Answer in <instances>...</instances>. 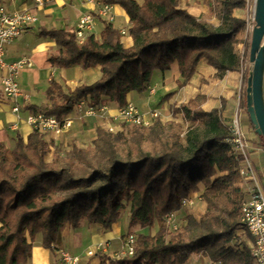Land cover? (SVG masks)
Listing matches in <instances>:
<instances>
[{
  "label": "trees",
  "instance_id": "trees-1",
  "mask_svg": "<svg viewBox=\"0 0 264 264\" xmlns=\"http://www.w3.org/2000/svg\"><path fill=\"white\" fill-rule=\"evenodd\" d=\"M100 1L124 9L132 44L124 46L120 31L105 20L99 37L89 33L81 41L74 29H41L59 47L48 58L51 65H99L101 76L67 91L51 79L46 95L61 102L29 105L32 111L61 119L81 99L90 105L106 100L124 106L129 92L144 91L155 71L165 74L174 62L178 87L189 81L201 58L219 79L240 68L235 47L246 21L233 11L244 8L245 0H219L217 25L210 16L188 12L180 0ZM207 3L212 13L213 3ZM202 101L197 95L172 108L188 123L184 129L178 122L159 119L126 131L99 128L91 148L74 146L51 161L45 158L47 141L36 130L26 138L16 130L11 150L0 142V264L25 263L37 235L44 248L54 250L63 229L76 228L82 219L109 229L127 207L128 229L157 222L158 230L138 233L132 255L102 256L108 264H185L191 254H202L211 264H251L248 244L236 235L245 194L228 142L231 133L221 118L224 103L221 99L220 107L205 111ZM240 108L246 111L243 96ZM199 183L204 186L205 212L188 216L172 232L163 217L178 209L181 198Z\"/></svg>",
  "mask_w": 264,
  "mask_h": 264
},
{
  "label": "crops",
  "instance_id": "crops-1",
  "mask_svg": "<svg viewBox=\"0 0 264 264\" xmlns=\"http://www.w3.org/2000/svg\"><path fill=\"white\" fill-rule=\"evenodd\" d=\"M139 4L143 0H136ZM213 3L212 13L208 5V0L203 3H196L195 0H180V6L195 16H210L208 20L212 22L215 19L216 3ZM100 0H51L43 6H37L34 11L38 20L24 33H32L29 37L26 35L21 40L18 38L12 44L6 47L5 59L7 61H15L20 58H28L34 66L33 60L37 61L35 69L20 78L19 84L24 94L33 99L26 102L27 109L21 111V115H25L27 110H31L29 105L41 106L48 103L46 89L49 86L51 79L58 82L63 88L73 90L77 86L90 84L101 76L100 66L82 68L75 64L70 67L53 66L48 61L49 56L56 55L59 48L55 41L50 37H45L40 34L41 29L62 28L74 29L80 16L92 14L93 22L89 33L96 37L100 36L103 29V20L99 15L94 13ZM0 4L9 9H17L23 6H28L26 0H0ZM35 4V3H34ZM36 6V5H35ZM246 7V5H245ZM244 7V8H245ZM244 8H237L233 11V15L242 19H246L243 14ZM111 12L113 20L111 23L119 31L124 30L121 35V41L124 46H130L132 39L128 34L130 26L129 19L124 9L118 4H111ZM240 48V43L235 47ZM215 68L209 65L204 58H201L196 65L195 72L189 81L181 86H177L180 75L176 62L172 63L170 69L165 73L155 71L152 74L151 81L147 88L142 92H129L127 94V103L133 104L140 112L146 113L149 111L158 112V119L162 122L173 120L174 116L180 113H173L172 108L177 107L181 103L187 102L189 99L197 95L203 96V101L200 107L209 111L213 108H218L223 100L224 107L221 111V118L224 124H228L239 108L240 127L244 133L245 139L249 142L252 157L254 159L257 170L258 181L264 191V143L255 132L248 118L246 120V111L243 112L240 108L242 96L245 98V85L243 84V72L240 70L227 71L223 78L215 77ZM54 74H58L61 80L55 79ZM150 88L154 91L151 92ZM39 98V99H38ZM103 104L108 106V115L105 118L85 117L82 120H75V123L90 121L102 122L105 125L110 122V115H114L118 108L116 103L103 101ZM32 111V110H31ZM16 119L11 112V104L9 100L0 91V132L3 128H9V123ZM175 119V118H174ZM21 134L26 136L32 131V128L20 121L18 129ZM15 130V131H16ZM241 187L245 184L240 183ZM204 189L202 183L198 184V189L192 194L196 195L194 204L191 206V214L198 218L206 210V203L201 198V193ZM183 211V210H182ZM182 211L179 217L183 218ZM129 207L120 213L117 222L113 223L111 228L103 229L98 223H89L85 220H80L76 228L66 226L56 242L57 248H64L74 255H80L84 264H108L107 260H102V256L116 257L123 247L122 235L129 230ZM136 234H154L158 230L157 222L152 226L140 227L138 225L131 228ZM101 246L100 254L96 256H87V249H93L96 246ZM22 264H63L56 250L44 248L41 243V236L37 235L35 241L32 242L31 253L28 260ZM185 264H211L210 260L202 254H191Z\"/></svg>",
  "mask_w": 264,
  "mask_h": 264
},
{
  "label": "built area",
  "instance_id": "built-area-1",
  "mask_svg": "<svg viewBox=\"0 0 264 264\" xmlns=\"http://www.w3.org/2000/svg\"><path fill=\"white\" fill-rule=\"evenodd\" d=\"M36 6H43L51 0H33ZM256 0H245L246 8L250 13L245 19L246 25L244 29V37L248 34L251 36L254 24V10ZM94 13L99 15L105 21L113 20L111 12V4L98 3ZM93 15L88 13L79 17L74 28L76 37L79 41L83 40L89 34ZM38 20L37 14L29 6H23L17 9H9L0 4V91L9 100L11 104V112L16 119L9 123L12 130L18 129V125L22 120L28 124L32 130L41 133L44 138L47 136H59L68 132L75 120H82L85 117L105 118L108 115V106L106 104L90 105L86 99L76 102L73 110L61 119H57L53 115H46L41 111L27 110L24 116L21 111L27 109V96L23 93L19 81L18 74L21 69L29 68L32 62L28 58H20L15 61H7L5 59L6 47L12 44L22 33L26 32ZM124 30L120 31L123 35ZM245 40L240 42V48L237 50L240 56V68L245 67L247 62V52L244 46ZM153 92L154 89L150 88ZM156 111L146 113L140 112L133 104L127 103L118 108L114 115H110L111 120H119L132 125H149L157 116ZM241 113L239 108L232 116L230 122L225 124L231 133L228 142L231 147L232 154L237 160V172L241 178L244 192L247 193L240 205V224L236 230L246 234L249 237V249L254 264H264V191L258 181L257 170L254 159L252 157L249 142L245 139L244 133L240 127ZM223 122V120H222ZM224 123V122H223ZM109 131H114L113 126H107ZM196 199V195L190 193L180 200L179 208L167 213L163 219L167 228L172 232L178 230L185 221L179 217L180 211L187 207H191ZM136 236L132 233L128 234L123 242V247L119 254L113 258H119L124 255H132L134 250V242ZM56 253L60 256L63 264H84L80 255H74L64 248L54 247ZM101 251L98 245L93 249H87V256H96Z\"/></svg>",
  "mask_w": 264,
  "mask_h": 264
},
{
  "label": "rangeland",
  "instance_id": "rangeland-1",
  "mask_svg": "<svg viewBox=\"0 0 264 264\" xmlns=\"http://www.w3.org/2000/svg\"><path fill=\"white\" fill-rule=\"evenodd\" d=\"M26 1L28 2V6L31 7L32 10H34V11L37 10V6H35L33 0H26ZM205 1L206 0H195V2L198 4L203 3ZM214 2L216 3V10H215V14H216L215 17L216 18L213 19L211 23L217 25L220 22V20H219V14H220L219 0H214ZM242 12L245 15V18H247L249 13H250L249 9L246 7L244 8V10ZM244 34L245 33L243 31V33L241 35L240 42L242 43V41L245 40L244 46H245V50L247 52V62L245 64V67L244 68L241 67V68H239V70L243 72V75L246 74V76H247L248 72L250 71V69L252 67L251 63L248 60L250 34H248L246 36V38L244 37ZM26 35H28L30 37L32 35V33H27V34L24 33L18 38V40L19 39L21 40ZM33 62H34V66L32 68H30V69L29 68H23L20 70V72L18 74L19 81H20L21 77H23L24 75H27L28 73L32 72L35 69V67L37 65V63H36L37 61L33 60ZM54 77H55V79L61 80V78L58 76V74H54ZM245 83H246V79H244V81H243L244 85H245ZM63 89L65 91H67V87H65ZM28 100H29V102L33 101V99L30 96H29V98L27 97L26 102H28ZM56 102H61V99L57 98V97H51L48 99V103L42 104V106H50ZM242 111L245 112V110L243 108H242ZM157 114H158V112H157ZM246 115H248V114L246 113ZM174 118H173V121L180 123L182 129H184L188 125L187 122L183 121L181 114L175 115ZM155 119H158V115L152 120V122ZM246 120H248V116H246ZM75 124L76 125L72 128L71 131H68V132L61 134L59 136L51 135V136H47V138H45L47 141V144H48V151H47V154L45 157L47 161H51L57 153L59 154L60 157L65 156V154L71 152V150L74 146H77L80 148H85V149L91 148L92 142H93L94 138L96 137L97 130L99 128H103L105 130H108L107 126L111 125V126H113V129H114V131H111V132H117V131H121V130L126 131L132 125V124L121 122L119 120H110V122L106 125L102 122L97 123L95 121L94 122L84 121V122H78ZM146 126H148V125H146ZM14 133H15V130H12L10 128H3L2 132H0V142L3 143L9 150H11L14 147ZM65 161H66V159L64 160V162ZM244 194L246 196L247 193L244 192ZM191 209H192V207H187V208L183 209V211H182L183 220H185L188 216L194 217V215L191 214ZM130 233L134 234L135 236L137 235L134 230L129 229L122 235V241L123 242H124L125 237ZM171 235H172V233L169 232L168 237H170ZM236 235H237L238 240H241L242 242H246L249 246L248 235L240 233L239 230H236ZM251 264H254L253 261Z\"/></svg>",
  "mask_w": 264,
  "mask_h": 264
},
{
  "label": "water",
  "instance_id": "water-1",
  "mask_svg": "<svg viewBox=\"0 0 264 264\" xmlns=\"http://www.w3.org/2000/svg\"><path fill=\"white\" fill-rule=\"evenodd\" d=\"M248 60L252 67L245 83V108L255 132L264 138V0L255 1Z\"/></svg>",
  "mask_w": 264,
  "mask_h": 264
}]
</instances>
